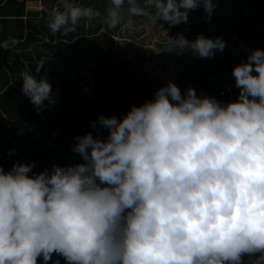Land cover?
Listing matches in <instances>:
<instances>
[{
    "label": "clouds",
    "instance_id": "9594fccd",
    "mask_svg": "<svg viewBox=\"0 0 264 264\" xmlns=\"http://www.w3.org/2000/svg\"><path fill=\"white\" fill-rule=\"evenodd\" d=\"M200 6L210 20L217 0H108L104 19L172 25ZM99 15L91 4L60 0L48 26L68 33ZM16 42L7 37L0 47ZM226 43L222 34H167V49L199 57ZM232 72L235 99L192 85L182 93L169 79L122 117L100 114L90 123L106 127V137H74L83 162L0 166V264H60L53 253L67 264H264V47ZM21 78L37 111L56 103L46 75L27 67Z\"/></svg>",
    "mask_w": 264,
    "mask_h": 264
},
{
    "label": "trees",
    "instance_id": "16d2710c",
    "mask_svg": "<svg viewBox=\"0 0 264 264\" xmlns=\"http://www.w3.org/2000/svg\"><path fill=\"white\" fill-rule=\"evenodd\" d=\"M80 2L100 10L101 15L91 19L97 27L93 24L89 28L82 22L74 31L54 33L48 26V17L60 0H44L42 10H27L21 0H0V40L17 39L8 49L0 47V166L5 169L12 167V159L22 156L25 162L52 167L59 163L62 149L73 150L76 134L91 130L94 135L107 136L106 127L98 125V132L90 121L102 113L122 117L132 103L140 104L155 93L153 81L145 73L131 81L128 60L116 42L108 39L97 44L92 39L102 27L111 29L103 15L108 0ZM204 16L205 10L200 6L189 10L186 23L170 25L161 20L160 24L170 34L188 29L189 38L201 32L208 36L222 34L227 42L223 52L199 57L185 50L190 55L185 73L194 78L192 84H186L194 86L198 94L215 95L223 101L235 99L239 89L233 66L246 59L252 48L264 47V0H217L211 19ZM31 44L38 46L32 50L28 48ZM57 48L67 52L68 63L51 70L48 56ZM42 59L45 63L36 72V63ZM27 67L37 77L47 76L55 104L36 110L22 91L21 72ZM53 257H59L60 264H67L59 253H53ZM41 260L38 257V264Z\"/></svg>",
    "mask_w": 264,
    "mask_h": 264
},
{
    "label": "rangeland",
    "instance_id": "374dc122",
    "mask_svg": "<svg viewBox=\"0 0 264 264\" xmlns=\"http://www.w3.org/2000/svg\"><path fill=\"white\" fill-rule=\"evenodd\" d=\"M96 1L101 2L102 0ZM93 21L94 20L81 19L76 25L86 22L89 28L93 24L94 27H97V23ZM134 21L131 27L126 26L123 22L116 26L110 25L111 29L102 27L92 39L94 38L97 44L102 41H107L108 39L116 42V47L128 60L127 67L131 72V81L137 80L145 73L146 76L152 79L153 85L155 89H157L159 86L166 84L169 79H172L179 85L183 93L187 88L186 83L192 84L194 81L192 75L185 73L186 65L190 61V55L186 51L179 53L175 49H167V34L175 35L183 31L187 36L189 30H180L174 34H170L163 24H150L147 17L140 16L139 18H135ZM114 29H116V31H114ZM35 46L38 45L31 44L28 48L33 50ZM51 53L47 61V65L51 70H59L63 65L68 63V54L67 52L65 53L64 49L57 48L54 52L51 51ZM184 74H186L184 76L185 81L182 80V75ZM14 79L13 76L12 81H14ZM7 158H9V156ZM12 160L13 162L16 160L25 161L23 156ZM75 162H83V158L80 154L69 149L61 150L60 164ZM45 167L51 169L47 163H34L33 170L39 171ZM246 256L245 254L244 259L247 261ZM47 264H52V261L49 260Z\"/></svg>",
    "mask_w": 264,
    "mask_h": 264
},
{
    "label": "built area",
    "instance_id": "2783aa9c",
    "mask_svg": "<svg viewBox=\"0 0 264 264\" xmlns=\"http://www.w3.org/2000/svg\"><path fill=\"white\" fill-rule=\"evenodd\" d=\"M26 3L27 10H42L45 8L44 0H21Z\"/></svg>",
    "mask_w": 264,
    "mask_h": 264
}]
</instances>
